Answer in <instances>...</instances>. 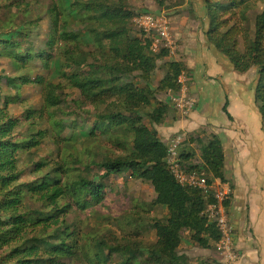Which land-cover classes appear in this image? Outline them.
<instances>
[{
	"label": "trees",
	"instance_id": "1",
	"mask_svg": "<svg viewBox=\"0 0 264 264\" xmlns=\"http://www.w3.org/2000/svg\"><path fill=\"white\" fill-rule=\"evenodd\" d=\"M58 1L50 9L52 25L46 46L36 50L26 41L32 39V28L39 21L27 20L26 1L0 0V8H17L25 19L16 25L17 13L0 28V59L13 60L21 71L31 69L16 77L0 73V264H189L181 252L184 236L211 249L217 248L221 234L205 214L211 201L201 191L180 185L171 173L166 161L168 145L159 132L170 106L158 93H178V79L187 66L168 61L164 78L157 88L152 87L157 63L169 52L163 49L152 54L149 38L143 41L132 35L137 12L131 2L137 0ZM203 2L209 44L238 74L257 72L254 100L264 126V0ZM7 27L14 34L5 36L10 32L5 31ZM61 45L64 61L57 62ZM89 46L94 49L88 52L89 61L83 62L82 49ZM36 61L54 76L52 80L32 77ZM4 82L15 89L14 96L3 95ZM31 84L43 90L44 113L28 109L22 119L12 116L10 106L22 101L23 88ZM70 89L79 91L80 99H70L65 93ZM63 105L69 106L70 120L55 123L60 159L42 158L34 164L33 180L22 182L20 155L40 148L49 135L41 130L23 135L19 127L36 125L33 120L38 114L54 119L48 111ZM224 112L232 119L228 103ZM67 129L70 134L64 135ZM104 140L122 154L96 156ZM185 144L180 155L189 171L204 169L230 182L219 135L198 130ZM197 152L200 163L193 166ZM70 160L79 168L72 167ZM124 174L149 183L156 194L153 204L168 211L164 221L153 224L156 242L142 246L109 236L85 250L81 228L70 221V215L95 211L105 200L106 181ZM230 200L226 202L229 214Z\"/></svg>",
	"mask_w": 264,
	"mask_h": 264
},
{
	"label": "rangeland",
	"instance_id": "2",
	"mask_svg": "<svg viewBox=\"0 0 264 264\" xmlns=\"http://www.w3.org/2000/svg\"><path fill=\"white\" fill-rule=\"evenodd\" d=\"M26 1V6H22L23 9L28 10L27 20H38V24L33 26V35L32 39L26 41V44L33 46L36 50L44 49L46 46L47 39L52 25V17L50 15V9L54 7L58 0H24ZM74 1V0H72ZM201 2V0H137L132 1L131 5L136 10L137 14L133 19L131 26L133 30V36H136L140 40L145 41L147 39L145 33L139 28L138 24L135 22V19L141 15H151L158 16L164 15L169 23L172 30V26L177 24L181 26L183 21L186 18H194L197 10L194 9V3ZM161 3H163L161 5ZM4 5V2H1ZM176 4H180L177 6ZM170 8H167V6ZM196 11V12H195ZM18 17L15 21L16 25H19L25 21L23 13L18 11L17 8H12L10 10L6 8H0V28L7 24L13 16L17 15ZM200 16H202L200 14ZM206 19V17H205ZM204 20V19H203ZM12 22V21H11ZM18 27V26H17ZM13 30V29H12ZM5 31V36L14 34L7 27ZM172 32V31H171ZM16 36V35H15ZM14 36V37H15ZM63 49L64 45L58 49L56 54L57 58L55 61L63 62ZM94 46L84 47L82 49L81 60L83 62H88V52L92 51ZM177 51V49H176ZM151 52V51H150ZM152 53V52H151ZM153 54V53H152ZM178 54L176 58H178ZM171 61L168 57L166 59H161L157 63V69L153 74L152 78V87L157 88L166 74V63ZM39 61H36L34 66H32V77H44L46 79H53L48 71H45ZM31 69H26L25 71L18 70L15 66L13 60L9 58L0 59V73L8 77H16L21 74L30 73ZM190 81L189 88L191 89L192 83L194 80L191 79L190 73L188 70H185ZM257 72L255 69L251 70L247 75L243 76V79H246L249 83H255ZM137 81V80H136ZM57 82V79L54 80ZM142 84V83H140ZM15 89L9 87L6 82L3 83V95L4 96H14ZM203 92V91H202ZM66 94L70 96V99H80V93L77 90H66ZM191 95L196 100L195 110L198 108V112L209 113L210 111L214 115L216 113L215 107L211 106L210 103H207L206 100L200 99L199 103L198 98L194 96V93L190 90ZM204 94V92H203ZM201 95V94H200ZM158 98L169 104L170 112L167 121L182 119L180 114L174 108V105L170 103L167 98V94L158 93ZM28 109H33L38 113H44V100H43V90L38 84H31L25 86L22 90V101L15 105L10 106V113L12 116L22 119V115ZM69 106L63 105L57 109L48 111L52 114L54 119H51L48 114L45 115V119L40 118L39 114L36 116V119L33 122L36 125L30 126L29 123H24L19 127V132L23 135H30L32 133H37L38 131H45L48 133V137L43 141L40 148L34 149L29 153H22L19 158V168L24 171L22 177V182H30L33 180V169L34 164L40 161L42 158H48L52 161L57 162L60 159L58 155V145L55 141V130L56 122L65 120L66 123L70 120V117L67 115L69 113ZM230 114V113H229ZM231 115V114H230ZM187 117V116H186ZM186 119V118H185ZM190 119V118H188ZM186 119V120H188ZM184 120V119H183ZM166 121V122H167ZM165 122V123H166ZM87 125H91V121L86 122ZM203 123V122H201ZM199 124V122H198ZM166 125V124H165ZM206 130L210 132L209 127L204 126L199 128V130ZM64 135H69L70 130H65ZM198 131V130H197ZM162 137L164 142L167 143L166 136L163 131ZM172 138V137H171ZM170 139V138H169ZM186 145V144H185ZM184 145V146H185ZM183 146V147H184ZM96 156L100 155H109L110 153H115L121 155V151L117 150L112 143H109L108 140H104L101 143L99 149L95 150ZM99 154V155H98ZM193 166L200 163L199 156L193 159ZM69 164L72 167L79 168L69 161ZM228 166V165H227ZM96 174H99L97 170H94ZM226 176L229 183L232 185V194L230 196V215L233 219V222L237 226L238 234L243 238L247 243V240L252 243L254 246L255 236L253 226L250 224L249 213L251 210V200L249 199V194L251 193L250 183L246 178H241L239 183V188L237 189L236 181L229 175L226 171ZM106 197L102 204L94 207L95 211L89 210L86 213H73L70 215V221H73V224H77L81 228V245L85 250L93 249L94 244L97 241H103V239L112 236L121 242L125 243H136L138 245L146 246L151 243L156 242V232L153 228V224L156 221H164L168 215V211L165 207L155 206L154 200L156 194L153 187L147 183L139 180L131 179L127 174L111 176L106 181ZM260 186V185H259ZM254 188V192L263 190L260 186ZM250 187V188H249ZM253 189V188H252ZM250 191V193H249ZM251 195V194H250ZM258 201V202H257ZM254 201L256 202L257 207H264L262 199ZM256 206L253 208L256 209ZM259 209V208H258ZM264 213V211H263ZM264 216V215H263ZM184 241L182 245L181 252H184L189 258V264H224L222 262L221 256L217 253V248L212 247L211 249H203L197 244L189 240V236H184ZM243 240V241H244ZM254 240V242H253ZM240 248L237 247V252L241 253Z\"/></svg>",
	"mask_w": 264,
	"mask_h": 264
},
{
	"label": "crops",
	"instance_id": "3",
	"mask_svg": "<svg viewBox=\"0 0 264 264\" xmlns=\"http://www.w3.org/2000/svg\"><path fill=\"white\" fill-rule=\"evenodd\" d=\"M203 1L194 3V9L198 11L195 17L186 18L181 26H172L171 33L177 53H180L177 61L187 66L194 80L190 90L198 98V103L199 97H204L207 103L215 107L216 113H200L197 108L187 117L167 121L166 125L159 128V132H164L167 141L184 134L188 142L191 133L208 126L210 132L222 138L227 173L236 181L237 189L243 177L251 186L249 219L256 244L254 246L248 240L244 243V237L236 232V245L242 249L237 264H264V207H257L258 204L254 202L262 199L264 204V126L254 100L255 83L243 79L247 74L235 72L230 62L209 44ZM227 103L232 119L224 112ZM259 185L263 190H256L253 194L254 188Z\"/></svg>",
	"mask_w": 264,
	"mask_h": 264
},
{
	"label": "built area",
	"instance_id": "4",
	"mask_svg": "<svg viewBox=\"0 0 264 264\" xmlns=\"http://www.w3.org/2000/svg\"><path fill=\"white\" fill-rule=\"evenodd\" d=\"M139 28L151 40L150 51L153 54L168 50V58L177 61L176 44L172 37L170 23L164 15H141L135 19ZM181 86L178 93H169L167 98L182 117H186L195 111L196 100L190 93L189 79L186 71H183L178 79ZM184 134H178L167 141V164L178 183L201 191L211 201L205 214L216 222L221 239L217 245V253L224 264H237L240 254L237 252V229L231 215L226 208V202L230 199L232 188L229 183L215 178L204 169L201 171L188 170L181 159L180 148L185 144Z\"/></svg>",
	"mask_w": 264,
	"mask_h": 264
}]
</instances>
